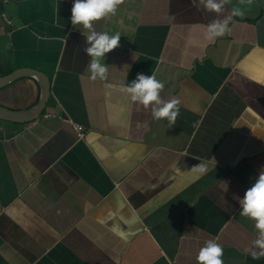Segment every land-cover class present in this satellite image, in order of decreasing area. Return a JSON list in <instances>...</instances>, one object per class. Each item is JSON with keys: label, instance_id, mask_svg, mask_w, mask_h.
<instances>
[{"label": "crops", "instance_id": "obj_1", "mask_svg": "<svg viewBox=\"0 0 264 264\" xmlns=\"http://www.w3.org/2000/svg\"><path fill=\"white\" fill-rule=\"evenodd\" d=\"M73 3L0 0V77L48 80L35 121L0 120V264H198L210 240L223 264H264L239 203L264 171V0L219 14L200 0H124L93 22L120 35L103 80L91 79ZM234 7L245 14L206 39ZM138 73L164 83L162 101L179 100L175 124L153 118L162 105L131 101ZM38 97L31 77L0 88L13 111Z\"/></svg>", "mask_w": 264, "mask_h": 264}, {"label": "clouds", "instance_id": "obj_2", "mask_svg": "<svg viewBox=\"0 0 264 264\" xmlns=\"http://www.w3.org/2000/svg\"><path fill=\"white\" fill-rule=\"evenodd\" d=\"M124 0H74L71 8L70 21L75 28L77 25H82L88 30L87 43L91 47L83 48V51L92 57L88 69L91 74V79L101 80L106 79L107 67L101 63L106 53L111 52L119 46L120 35L109 36L107 32H97L93 29V22L98 21L109 14L115 15L117 7ZM230 0H200L204 4L206 10L221 13L224 4ZM242 4L251 6L254 0H239ZM245 14L241 8L234 7L231 14L223 20H214L207 26L205 38L209 40L224 36L230 31L229 23L233 17H242ZM164 88V83L158 81L155 76H148L143 73H138L135 80L126 87L125 91L131 98V101L138 102L145 108L150 104L162 105L152 108V115L155 120L167 119L169 124H175L176 118L179 115V100L173 98L169 101L160 99V91ZM193 171L203 173L206 171L204 164H196L192 166ZM242 211V217H248L255 221V228L258 230L259 238L255 241V245L261 250L259 253L252 252L253 259L264 257V171H260L255 183L248 188L239 201ZM223 249L214 241H207L197 256L198 264H223L222 260Z\"/></svg>", "mask_w": 264, "mask_h": 264}, {"label": "water", "instance_id": "obj_3", "mask_svg": "<svg viewBox=\"0 0 264 264\" xmlns=\"http://www.w3.org/2000/svg\"><path fill=\"white\" fill-rule=\"evenodd\" d=\"M21 77H31L37 82L39 87L38 100L32 107L21 111H13L0 106V120L19 124L32 122L39 117L45 107L48 98V80L43 74L35 70H16L10 74L1 76L0 88L5 87Z\"/></svg>", "mask_w": 264, "mask_h": 264}, {"label": "built area", "instance_id": "obj_4", "mask_svg": "<svg viewBox=\"0 0 264 264\" xmlns=\"http://www.w3.org/2000/svg\"><path fill=\"white\" fill-rule=\"evenodd\" d=\"M73 129L77 133L78 137H82V128L80 126H74Z\"/></svg>", "mask_w": 264, "mask_h": 264}]
</instances>
